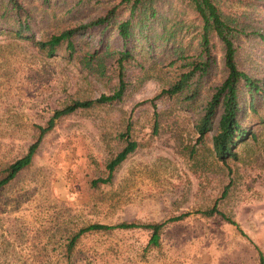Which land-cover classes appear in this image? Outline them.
Here are the masks:
<instances>
[{
    "label": "rangeland",
    "instance_id": "1",
    "mask_svg": "<svg viewBox=\"0 0 264 264\" xmlns=\"http://www.w3.org/2000/svg\"><path fill=\"white\" fill-rule=\"evenodd\" d=\"M64 8L53 4L46 12L62 15ZM94 15L89 10L78 20ZM50 20L35 15L36 39L50 29ZM85 37L93 49L98 33ZM109 41L119 43L115 33ZM222 65L220 60L207 86L223 79ZM107 76L82 71L61 53L49 55L0 27V175L26 153L39 133L36 126H45L54 110L111 93L115 79ZM170 76L164 69L143 82L134 77L135 88L122 102L56 120L31 164L0 188V264H259L264 123L250 119V135L238 144L237 157L222 160L213 148L216 126L203 137L196 127L200 100L190 105L163 95L154 105L146 101L168 88ZM128 124L137 148L108 183H92L106 178V165L124 146L120 134ZM214 204L248 237L218 215L191 214L166 223L156 247L148 245L150 233L143 228L95 231L84 234L66 256L70 237L82 226L163 222Z\"/></svg>",
    "mask_w": 264,
    "mask_h": 264
},
{
    "label": "trees",
    "instance_id": "2",
    "mask_svg": "<svg viewBox=\"0 0 264 264\" xmlns=\"http://www.w3.org/2000/svg\"><path fill=\"white\" fill-rule=\"evenodd\" d=\"M53 4L65 7L62 15L47 14ZM89 10L95 12L93 17L78 20ZM35 15L41 22L46 18L52 21L39 39L32 26ZM0 27L31 41L49 55L61 53L80 65L82 71L115 79L111 93L75 99L54 110L45 126L37 125L39 133L26 153L3 169L0 188L31 164L43 135L56 120L78 109L120 103L135 88L134 77L143 82L164 69L171 75L168 88L146 101L154 105V100L163 95H176L190 105L200 100L202 115L196 127L203 137L216 126L212 141L220 159L237 157L238 144L250 135V119L264 123V0H0ZM92 31L98 33V41L90 50L84 37L91 36ZM112 33L119 40L115 45L109 41ZM220 60L225 75L209 87L219 71ZM129 132L130 124L120 134L124 146L106 165V178L92 183H108L115 169L137 148ZM191 214L218 215L248 237L214 204L163 222H94L82 226L70 237L66 256L84 234L95 231L143 228L150 233L148 245L156 247L166 223ZM258 255L259 264H264L260 250Z\"/></svg>",
    "mask_w": 264,
    "mask_h": 264
}]
</instances>
